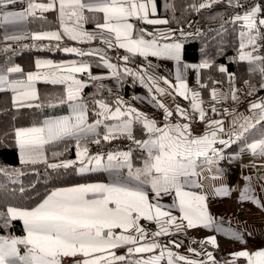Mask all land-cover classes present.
Returning a JSON list of instances; mask_svg holds the SVG:
<instances>
[{
    "label": "snow or ice",
    "instance_id": "snow-or-ice-1",
    "mask_svg": "<svg viewBox=\"0 0 264 264\" xmlns=\"http://www.w3.org/2000/svg\"><path fill=\"white\" fill-rule=\"evenodd\" d=\"M16 0H0V6L13 4ZM150 3L151 0H148ZM217 2V0H213ZM232 0H229L231 3ZM210 4H200V8L210 7ZM239 6V0H237ZM54 4L35 3L29 0L27 9L20 12L0 11V23H16L25 20L28 16H36L37 10L47 12L53 9ZM87 12H98L103 14V23H97L96 27L115 34V40L120 48L126 49L129 53H139L141 56L160 57L174 60L177 63L181 60V44L172 43L158 45L155 40L146 41L143 38L133 39V25L128 22L129 18L136 17L143 19L145 23L152 25L166 24L167 20L149 19L148 3L142 0H60L59 17L63 26L64 34L71 40H92V34L83 30V23L88 20ZM259 7H253L243 16H235V20H243L250 30H257L256 14ZM151 12H156L155 4H152ZM69 23L71 26H69ZM264 26V19L258 21ZM243 36V34H242ZM19 36H9L7 39H20ZM33 40L54 39L60 40L61 36L57 32L34 33ZM111 46V41H108ZM256 45V38L249 35L247 44L241 43V61L264 60V57H254L252 53H246L243 49L247 46ZM63 51L69 53H80L77 48L68 47ZM95 51V50H94ZM91 55L92 53H88ZM125 60L128 57H124ZM110 69H115L112 64H107ZM187 67V66H186ZM201 68L209 67L207 63L199 65ZM37 69H50L48 72L37 71L29 73L26 81H9L8 77L0 74V89L6 85L11 88L16 95L13 97L15 103H22L32 107L28 101L38 99L34 82L43 80L53 84H66V101L71 103L72 115L62 116L57 119H48L41 126L19 128L15 131V144L19 150L21 164H36L42 162L44 158V146L63 139L68 136H75L78 139L85 138L88 134H95L96 127L100 123L88 124L86 118V108L80 103V92L84 87L82 82L75 78V73L88 71V66L75 63L70 65L54 64L52 61H36ZM224 72L226 69H219ZM8 73H18L20 67H10ZM127 71V69H126ZM259 71L264 74V67ZM97 79V77H92ZM177 80L180 81L175 87L178 95L188 98L187 85L181 80L179 73ZM143 82V81H142ZM168 83V81H165ZM151 90V89H150ZM157 92L164 90L157 87ZM216 98L215 90L212 93ZM198 93H192V107L199 113L201 121L205 118V111L200 107ZM233 94V99H235ZM105 111H110L106 104L98 102ZM117 103H120L119 101ZM39 107V105H36ZM164 109L165 118L172 116L164 104H159ZM251 109H260L257 123L264 121V104L252 103ZM182 116L186 117L183 110L178 108ZM213 112L216 109L213 107ZM136 113L135 109L129 108L127 115ZM125 115L120 107L115 112H110V118H117ZM109 118V117H105ZM136 119L142 120L144 128L151 134L146 141H135L148 149L149 160L143 169L132 171L128 163V153L119 154L122 162L113 164L118 160V156L109 154L107 160L108 168L128 167V177H120L113 183H89L74 187L57 189L47 195L41 203L31 209H20L9 207L7 215L11 220H22L26 235L22 238L0 236V264H64L65 258H69L70 264H119L126 261L128 256L151 252L160 247L157 243H147L142 246L133 247L138 243L137 238L124 233L135 229L141 240L145 239L144 229L140 226L141 218L155 220L160 225V230L154 232L153 236H160L168 233V226L175 224L176 217L170 212L162 210V206L150 202L148 193L143 185L150 183L152 191L156 197L160 194L175 191L178 200V207L183 214L182 221H186L187 228L197 226L209 227L214 221L208 212V205L204 195L195 192L185 191L184 188L191 184L199 187L192 177H198L201 173L197 171L203 164L214 165L216 159H223L221 153L213 145L217 141L224 146H228L232 141L219 139L218 133L224 132L223 121L211 120L208 127L213 129L201 137H193L189 131L188 124L166 125L164 128L157 127L154 120L136 113ZM241 124V132L236 133L239 139L243 132L253 127L248 123ZM236 121L234 120L233 123ZM131 120H125L120 125L109 128L107 134L103 136L105 141L116 138L114 133H126L132 139ZM99 144L100 140H95ZM253 154L264 156V138L257 140L247 146ZM88 149L78 148L77 159L83 164V159L87 157ZM211 153V155H210ZM95 161L97 167L102 166V157H88V162ZM46 162V161H45ZM74 162L67 161L62 164H50L51 168L72 166ZM86 167H81L80 171H86ZM210 170V169H209ZM0 171H4L0 169ZM7 174V173H6ZM143 177V179H142ZM23 191V189H21ZM217 194H227V189L216 190ZM247 192V189H245ZM242 195L241 199H247ZM259 203V201H255ZM167 217V219H165ZM182 225H176L177 228ZM117 230H122L117 234ZM235 239L240 237L234 234ZM216 245L215 237H210L207 241ZM23 245L26 249L24 255L20 254L18 246ZM127 247L126 255H119L115 251L121 247ZM189 251H194L189 249ZM209 259L212 254L207 253ZM164 253L153 256L149 259H138L134 264H159ZM167 264H175V260L186 261V264H197L196 261L186 260L183 256H175L169 251L167 253ZM235 258H245L247 264H264V250L249 252L247 250L234 253Z\"/></svg>",
    "mask_w": 264,
    "mask_h": 264
},
{
    "label": "crops",
    "instance_id": "crops-1",
    "mask_svg": "<svg viewBox=\"0 0 264 264\" xmlns=\"http://www.w3.org/2000/svg\"><path fill=\"white\" fill-rule=\"evenodd\" d=\"M262 1L264 2V0ZM142 2L148 3L149 19L166 20L165 18L157 15V9L155 13L151 12L152 4H155L154 0H151L150 3L148 2V0H142ZM49 3H53V8L57 10L58 26L56 28L32 31L29 28L27 17L25 20L16 23H0L1 31L4 37L7 39V37L9 36H19L21 38L26 37L32 39L34 33L57 32L61 36L60 40L65 39L68 41L69 44L65 46V48L74 47L77 48L80 53L84 54L81 55L76 53L79 56L75 55L61 59H53L50 57H36L33 61V68L28 70L23 69V67L18 64L10 66L0 64V74L6 75L9 81H26L27 75L29 73H35L37 71H51L50 69H37V60L52 61L54 64L64 65L75 63L77 66H79L80 64H84L88 66V71L84 73H75L74 75L76 79L80 80L83 84L80 76L81 74L87 75L89 78L97 77V79L95 80H97L107 91L113 94H119L121 90V84L118 77L119 70L117 61L109 57L106 51H104L97 45L98 40L104 39L111 41V43L117 48V50H120L123 54L138 55L142 59L141 62H138V66H140L139 69L141 70H138V72L134 69V71L136 73L138 82L144 87L145 90L135 93L132 99L118 96V101L120 103H117L114 106L106 104L110 111H105V109L99 106L98 111L100 115L110 118V112H115L116 108L120 107L121 111L125 113V115L120 117H128L126 118L127 120H130L132 116H136V113H140L143 116L148 117L150 120H154L157 127L164 128L166 125H176L172 122H167L164 126L162 125L163 121L161 119L155 120L150 117L149 113L164 112V109L159 107V104H164L167 109H169L170 107H175L177 111L178 108L183 110L187 117L185 118V116H183L187 120L185 124L189 125V131L193 137H201L207 132L212 131L213 129H210L208 127L209 121L220 120L223 121V127L225 131L218 133L219 139L231 140L232 142L236 141L237 139L236 133L242 131L240 125L245 123L244 118H247L248 123L250 124H253L257 121L260 109L253 110L250 106L252 103L264 104V93H262L260 96L251 98V87H244V84L241 86H236L233 83V85L237 87L233 88L232 85L227 84L229 80L228 77V80L225 84L214 88L216 98L213 99L211 105L205 107L201 103L198 88L200 69V64L198 62L186 61L181 58L180 62L177 63L174 60L166 58L153 56L144 57L139 53H129L126 49L120 48L118 46V43L115 40L114 33H109L106 30H101L96 27L97 23H103V14L98 12L85 11V15L88 17V20L83 23V30L92 34L94 38L90 41L71 40L66 34H64L63 26L60 22V0H51V2ZM25 9H27L25 0H16V2L13 4L0 6V11L20 12L24 11ZM39 12L40 11L37 10V13ZM135 19L141 22V35H135ZM128 22L133 25V39L143 38L146 41L155 40L158 45H164L172 44L173 39L176 38L174 37L175 32L163 26L164 24H147L143 19H138L136 17L129 18ZM69 26H71L70 23ZM43 40L56 41L54 39ZM88 53H92L94 55L96 54L98 55V57L90 58L88 56ZM109 63L114 65L115 69L108 68L107 64ZM10 67H20L22 71L18 73H8L6 70ZM178 73L181 77V80H183V82L187 85L188 98L178 95L175 90V87L180 82L177 80ZM165 81H168V83H165ZM38 82L45 81L38 80L34 82L36 92V84ZM63 85L65 87L66 96L67 85ZM224 86H229V89L227 88L228 91L224 90ZM157 87L163 89L164 92H157ZM239 88H241V90H239ZM8 89L11 90V88L5 85L3 89H0V91ZM192 93L199 94L198 101L200 102V107L206 113L203 121L200 120L199 113L192 107ZM233 94L236 97L235 99H233ZM15 95L16 93L11 90V99L13 102V97ZM66 102V110L63 113L47 116L42 120L40 124L34 126H41L43 122L48 119H57L62 116L72 115L73 113L71 103L68 101ZM80 103L85 106V104L81 100ZM61 105L62 103L60 102L55 104V106L57 107ZM213 107L216 109L215 112L212 111ZM129 108L135 109L136 113L127 115V111ZM178 112L180 113V111ZM86 118L88 124H96V122H91L88 120L87 108ZM163 119L164 122L167 121L165 115H163ZM234 120L236 121L235 123H233ZM96 132L97 127L95 133ZM150 135L151 134L145 129V135L141 142L148 140L150 138ZM257 140L259 139L249 140L234 151L226 150V148L231 143L228 146H224L217 141V143L213 146L217 148V150L221 153L223 159L214 158L216 159V163L214 165H205L203 164V158H201L200 163L202 167L197 169V171L201 174L198 177L191 178L200 186L195 187L189 184L184 188L185 191L195 192L198 195H204L206 197L208 212L212 216L214 221V223L209 227L197 226L195 228H187V222L181 220L183 214L179 210L175 191H172L170 193L162 192L159 197H156L155 193L152 191L151 184L145 183L143 185V188L148 193L150 202L159 204L160 206H162L163 211L170 212L171 216L176 217L175 224L168 226V233L173 232L175 234L168 241H165L162 238L163 235L148 237L147 234L149 230L141 222L147 219L141 218L139 224L144 229L145 239L141 240L139 238V234L136 233L135 229H132L124 234L132 235L137 238L138 243L133 247L142 246L147 243H157L160 245V247L153 249L151 252L134 255L138 256V259H149L153 256H159L161 252H163L164 257L159 262V264H167V253L171 251L175 254V256H183L186 258V260L196 261L197 264H218L213 255V249L215 247H218L224 255V264H247L245 258H235L234 253L243 250H247L249 252L264 250V231H262V229L264 228V156L253 154L252 151L247 147L249 144L254 143ZM141 146L145 149V151L148 152V149L146 147H144L142 144ZM112 163L115 164L118 162L113 161ZM107 165L108 164L101 166L104 171L103 180L89 181L66 187H60L52 190L51 192L57 189L74 187L81 184H109L113 183L120 177H128V171L122 169L121 167L108 168ZM221 188L227 189L226 195L217 194L216 190ZM245 189H247V192H245ZM51 192L49 194H51ZM242 195H246L248 198L241 199ZM46 197L47 196H45L43 199H45ZM43 199L39 203H41ZM255 201H259V203H256ZM165 219H167V217ZM152 221L155 222V220ZM176 225L182 226L177 228ZM159 230L160 225L156 223V230L154 232H158ZM181 230H185L187 232V237L177 234L178 231ZM121 231L122 230H117V234H120ZM26 234L27 233L24 228L23 234L17 236L16 238H22ZM234 234L238 235L240 239H235ZM210 237H215V246L207 242ZM18 247L20 248V254L24 255V253L26 252L24 246L20 245ZM127 247L128 246H124L116 249L115 251L119 255H126ZM189 249H193L194 251H189ZM207 253L212 254V259H209ZM135 261L136 260L124 261L119 262V264H134ZM175 264H186V261L175 260Z\"/></svg>",
    "mask_w": 264,
    "mask_h": 264
},
{
    "label": "trees",
    "instance_id": "trees-1",
    "mask_svg": "<svg viewBox=\"0 0 264 264\" xmlns=\"http://www.w3.org/2000/svg\"><path fill=\"white\" fill-rule=\"evenodd\" d=\"M25 1L28 6L29 0ZM154 1L157 15L168 21L163 26L173 30L174 37L181 41V58L198 62L200 65L203 63L209 65L199 69L198 88L203 106L212 104L214 88L225 84L229 73L233 75L236 86L247 84L251 87V98L264 93V74L259 71L264 67V60L249 62L239 59L240 45L242 42L247 44L249 35L256 38V45L255 47L249 45L243 51L252 53L254 57H264V26L258 23L260 19H264L262 0H239V6L237 0H232L231 3L229 0ZM34 2L48 4L51 0H34ZM200 4L211 6L200 8ZM257 6L260 8V12L256 14L257 30L250 32L243 20L234 18L237 15L243 16ZM28 22L32 31L56 28L57 10L53 8L47 12H39L36 16H28ZM134 24L135 35H141V22L135 19ZM68 44L65 39L56 41L33 40L26 37L6 39L0 24V64L6 66L18 64L28 70L33 68L36 57L61 59L75 56L73 53L63 51ZM125 55L136 62L142 60L138 55ZM88 56L98 57L96 54ZM117 64L121 84L119 94L107 91L97 80L87 75H80L84 85L80 92V100L87 108L88 120L100 121L97 132L88 134L85 138L67 137L45 145L43 161L36 164H21L19 150L15 144V131L40 124L47 116L63 113L67 103L65 87L60 83L38 82L36 84L38 99L26 102L31 103L32 107L13 102L11 90L0 91V169L4 170L0 171V236L17 237L24 232L21 220H11L7 216L9 207L32 208L56 188L104 179L102 168L78 172L77 163L68 168L48 166L62 164L59 161L74 159L78 148L86 147L89 153L128 150V163L132 171L144 168L149 160V153L141 144L135 142L141 141L145 135L142 120L136 119V116L130 118L132 139H129L126 133L118 131L114 133L116 138L107 141L103 139L109 128L120 125L127 120V117L105 118L106 116L98 112V102L114 106L118 102L119 95L132 99L135 93L145 90L131 67L120 62ZM221 67L226 70L221 72L219 70ZM58 102L62 103L59 107L55 106ZM121 119L123 120L120 121ZM252 125L253 127L243 132V135L233 141L226 150L234 151L249 140L264 138V121L259 123L256 121ZM97 139L100 140L99 144L94 142ZM121 168L129 172L128 167ZM137 259L138 256L133 254L128 256L126 261Z\"/></svg>",
    "mask_w": 264,
    "mask_h": 264
},
{
    "label": "built area",
    "instance_id": "built-area-1",
    "mask_svg": "<svg viewBox=\"0 0 264 264\" xmlns=\"http://www.w3.org/2000/svg\"><path fill=\"white\" fill-rule=\"evenodd\" d=\"M97 45L101 49L106 51L107 55L110 56L111 58L126 64L127 66L135 69L136 71L141 70V69H139L140 66H138V63L134 59L128 58L127 60H125L124 57H126V56L123 55L122 53H120L112 43H111V46H109L108 40L100 39L97 41ZM168 111L172 112V116L167 117L166 122H164V119H163V115H165V112L149 113V115L152 119H155V120L161 119L163 121L162 125H164V126L167 122H172L174 124H181V125L186 123L187 120L177 111V109L175 107H170L168 109ZM141 222L149 230L147 236L152 237L153 232L156 230V223L154 221H150V220H144ZM262 231H264V228L262 229ZM174 234L175 233H173V232H169V233L163 235L162 238L165 241H168ZM177 234L187 237V232L185 230L178 231ZM213 255H214L215 259L217 260L218 264H224L225 263L224 255L222 254L221 250L218 247H215L213 249ZM64 264H70L69 258H65Z\"/></svg>",
    "mask_w": 264,
    "mask_h": 264
},
{
    "label": "rangeland",
    "instance_id": "rangeland-1",
    "mask_svg": "<svg viewBox=\"0 0 264 264\" xmlns=\"http://www.w3.org/2000/svg\"><path fill=\"white\" fill-rule=\"evenodd\" d=\"M258 7V6H257ZM262 9L264 10V7H262ZM260 12V11H259ZM173 43H180L181 44V41L179 40V39H177V38H174L173 39ZM228 77H229V80H228V85H232V87L233 88H237V87H235L234 85H233V75L231 74V73H229L228 74ZM244 87H248V88H250V86H247V84H244ZM229 89V86H224V90H226V91H228V89ZM239 90H241V88H239ZM247 99V98H246ZM128 118V117H127ZM124 119V118H123ZM123 119H121V120H123ZM84 147H81V148H79V149H83ZM78 151V150H77ZM121 153H128L129 154V151L127 150H116V151H107V152H96V153H89V152H87V157H85L84 159H83V164L81 163V161L80 160H78L77 159V154H76V157L74 158V159H69V160H63V161H59V163H64V162H67V161H72V162H74L75 163V165H76V163H77V167H76V170L78 171V172H81L80 171V168L81 167H86L87 168V170H91V169H99V168H101V166L100 167H97L96 166V164H95V161L93 160L91 163H89L88 162V157H95V156H97V155H100L101 157H102V161H101V165H106V164H109V162H108V160H107V156L109 155V154H114V155H117L118 156V160L116 161V162H120V161H122V157H120L119 156V154H121ZM128 157H129V155H128ZM73 163V164H74ZM86 170V171H87ZM17 208H19V207H17ZM33 208V207H32ZM20 209H29V208H20Z\"/></svg>",
    "mask_w": 264,
    "mask_h": 264
}]
</instances>
